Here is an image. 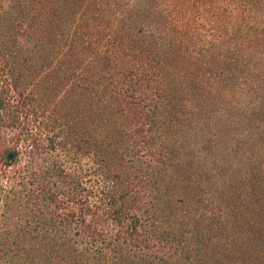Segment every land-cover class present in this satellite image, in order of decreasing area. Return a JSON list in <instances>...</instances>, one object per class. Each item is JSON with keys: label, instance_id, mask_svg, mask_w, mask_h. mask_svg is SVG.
I'll use <instances>...</instances> for the list:
<instances>
[{"label": "trees", "instance_id": "1", "mask_svg": "<svg viewBox=\"0 0 264 264\" xmlns=\"http://www.w3.org/2000/svg\"><path fill=\"white\" fill-rule=\"evenodd\" d=\"M0 264H264V0H0Z\"/></svg>", "mask_w": 264, "mask_h": 264}]
</instances>
